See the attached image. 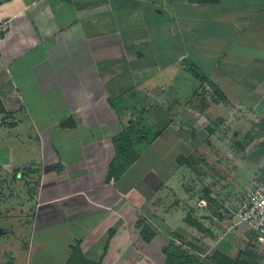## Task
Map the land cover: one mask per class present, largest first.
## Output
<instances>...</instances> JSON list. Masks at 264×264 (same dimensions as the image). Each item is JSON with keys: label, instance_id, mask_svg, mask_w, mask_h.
I'll return each mask as SVG.
<instances>
[{"label": "crops", "instance_id": "obj_1", "mask_svg": "<svg viewBox=\"0 0 264 264\" xmlns=\"http://www.w3.org/2000/svg\"><path fill=\"white\" fill-rule=\"evenodd\" d=\"M0 27V222L36 201L0 264L264 248L234 217L264 177V0H3Z\"/></svg>", "mask_w": 264, "mask_h": 264}, {"label": "rangeland", "instance_id": "obj_2", "mask_svg": "<svg viewBox=\"0 0 264 264\" xmlns=\"http://www.w3.org/2000/svg\"><path fill=\"white\" fill-rule=\"evenodd\" d=\"M167 78L163 79H153L152 81L149 82L150 85H153L157 82L161 81H167ZM184 80L182 78H175L173 81L170 83V85L174 86H182V85H187L184 84ZM259 130L260 128L257 127ZM148 158L153 157V150H150V153L147 155ZM9 190V189H8ZM22 191L25 195V192L27 191L29 194L33 193L35 188H30L29 185L19 189ZM33 190V191H31ZM9 192H11L9 190ZM2 196V195H1ZM0 196V207L1 204H3V201L8 203L10 207L11 203H14V201L11 198H7L4 195L1 197ZM6 198V200H5ZM22 204H24V200L21 198ZM2 201V202H1ZM36 205V201L34 200L32 202V207L30 211H28V218H23L19 217L17 212H10L7 211L5 213L4 206L2 207V221L0 222V227L5 230H11L9 235H4L2 236L0 234V263H5V255L9 256V260H12V256L18 255V252L23 249L26 245H29L31 242V235H27L25 232V226L28 227L29 220L31 221L32 217V209H34ZM235 217V215H234ZM23 218V219H21ZM22 225V226H20ZM240 226L244 227L243 225L240 224ZM246 228V227H244ZM204 239V235H201L200 241ZM196 240V239H195ZM188 241V240H187ZM183 238L179 237H172L170 239L171 244L173 243L174 246L172 250L169 248H166L169 253L174 255L175 257V263L176 264H264V248L263 247H257V246H249L243 248V250H238L236 254L230 255V256H224L222 253H214L213 250L209 251V247L197 245L196 241L195 243L192 241L187 242ZM189 243H192L193 245L191 246ZM190 245V246H189ZM181 247V248H180ZM183 247V248H182ZM165 256L168 260V254L165 252ZM163 257V256H162ZM160 262H162L160 260Z\"/></svg>", "mask_w": 264, "mask_h": 264}, {"label": "built area", "instance_id": "obj_3", "mask_svg": "<svg viewBox=\"0 0 264 264\" xmlns=\"http://www.w3.org/2000/svg\"><path fill=\"white\" fill-rule=\"evenodd\" d=\"M2 33L0 27V35ZM238 225L246 227L258 241H264V177L253 179L252 188L247 196L243 197L235 211ZM188 240V241H187ZM187 242L191 239H186Z\"/></svg>", "mask_w": 264, "mask_h": 264}, {"label": "trees", "instance_id": "obj_4", "mask_svg": "<svg viewBox=\"0 0 264 264\" xmlns=\"http://www.w3.org/2000/svg\"><path fill=\"white\" fill-rule=\"evenodd\" d=\"M1 1H3V0H1ZM118 147H119V155L120 156H122V157H124L125 156V160H127L128 159V157H129V152L127 151V149H126V147H125V150H124V145H122V143L121 144H119L118 145ZM111 176H112V172H111ZM191 246L193 245L192 243H189ZM172 245L174 246V244L172 243ZM189 245V246H190ZM174 247H176V246H174ZM181 248V247H180ZM183 248V247H182ZM165 252L168 254V260H167V264H176L175 263V257H174V255H172L171 253H169V251L166 249L165 250Z\"/></svg>", "mask_w": 264, "mask_h": 264}, {"label": "water", "instance_id": "obj_5", "mask_svg": "<svg viewBox=\"0 0 264 264\" xmlns=\"http://www.w3.org/2000/svg\"><path fill=\"white\" fill-rule=\"evenodd\" d=\"M1 1V0H0ZM65 128H74L75 127V121L72 117H69L63 124Z\"/></svg>", "mask_w": 264, "mask_h": 264}]
</instances>
